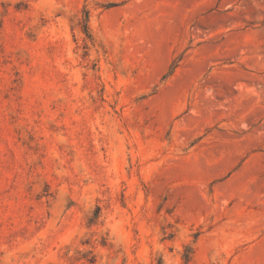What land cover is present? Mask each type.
Wrapping results in <instances>:
<instances>
[{
    "label": "rangeland",
    "instance_id": "rangeland-1",
    "mask_svg": "<svg viewBox=\"0 0 264 264\" xmlns=\"http://www.w3.org/2000/svg\"><path fill=\"white\" fill-rule=\"evenodd\" d=\"M0 264H264V0H0Z\"/></svg>",
    "mask_w": 264,
    "mask_h": 264
}]
</instances>
